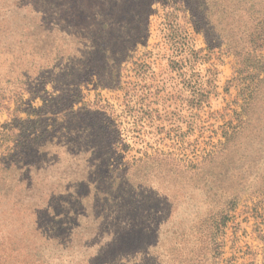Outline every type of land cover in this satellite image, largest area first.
<instances>
[{"label": "rangeland", "instance_id": "obj_1", "mask_svg": "<svg viewBox=\"0 0 264 264\" xmlns=\"http://www.w3.org/2000/svg\"><path fill=\"white\" fill-rule=\"evenodd\" d=\"M256 2L0 0V264H264Z\"/></svg>", "mask_w": 264, "mask_h": 264}, {"label": "trees", "instance_id": "obj_2", "mask_svg": "<svg viewBox=\"0 0 264 264\" xmlns=\"http://www.w3.org/2000/svg\"><path fill=\"white\" fill-rule=\"evenodd\" d=\"M251 7L253 9V26L251 27V30H248L247 34L249 38V46L244 43L243 47L239 49V55L242 56V58L251 55V49L254 51V46L259 49L258 47L264 45V9L258 2L252 4Z\"/></svg>", "mask_w": 264, "mask_h": 264}]
</instances>
